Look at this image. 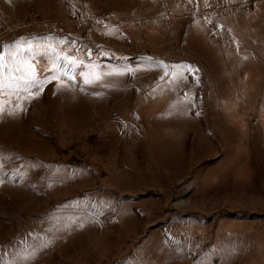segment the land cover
I'll use <instances>...</instances> for the list:
<instances>
[{"label": "rangeland", "instance_id": "1", "mask_svg": "<svg viewBox=\"0 0 264 264\" xmlns=\"http://www.w3.org/2000/svg\"><path fill=\"white\" fill-rule=\"evenodd\" d=\"M0 264H264V0H0Z\"/></svg>", "mask_w": 264, "mask_h": 264}]
</instances>
